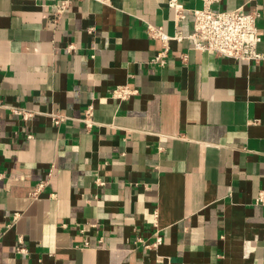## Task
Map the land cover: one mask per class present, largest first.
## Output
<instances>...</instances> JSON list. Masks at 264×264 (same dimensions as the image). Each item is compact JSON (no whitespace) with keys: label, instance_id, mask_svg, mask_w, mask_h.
<instances>
[{"label":"crops","instance_id":"crops-1","mask_svg":"<svg viewBox=\"0 0 264 264\" xmlns=\"http://www.w3.org/2000/svg\"><path fill=\"white\" fill-rule=\"evenodd\" d=\"M61 1L0 0V264H264V60L195 49L202 0L179 21L168 0H70L55 19ZM241 6L264 55V0L213 4ZM148 24L184 35L164 65Z\"/></svg>","mask_w":264,"mask_h":264},{"label":"built area","instance_id":"built-area-1","mask_svg":"<svg viewBox=\"0 0 264 264\" xmlns=\"http://www.w3.org/2000/svg\"><path fill=\"white\" fill-rule=\"evenodd\" d=\"M201 8L191 9L194 15V30L188 35L193 41L195 49L208 52L214 55L242 60L247 63L260 62L264 60V55L258 50V44L261 41L257 27V18L259 12L249 10L244 7H238L234 10H216L213 8L214 3L222 0H202ZM70 0L61 1L57 9L53 12V16L57 19L70 5ZM169 6L175 13V20L179 21L186 16L187 9L179 0H168ZM92 30V28L90 29ZM147 32L151 37L160 38L163 41L164 49L160 51L152 60L154 63L164 65L169 53V42L171 40L180 41L184 35L177 32L173 35L165 32L162 27L152 24L147 25ZM67 49H76L75 44H70ZM137 91L127 85H118L111 90L113 98L125 100L135 94ZM94 106L89 105L85 109L82 117L86 127L92 128L96 123L93 118ZM17 114L22 115L25 119L32 116V112L23 109L16 110ZM65 117L60 114H53L52 121L54 124L61 123ZM32 135H28L31 137ZM4 172L0 171V178L4 176ZM98 183L103 184L105 181L98 178ZM44 186L41 182L32 192L34 198L39 196L40 190ZM256 203L264 204V190L260 191L256 197ZM156 225V224H155ZM134 242L141 243L145 248H156L163 242V236L157 229L155 231V239L147 241L141 237L135 238ZM87 245L88 242L86 241ZM16 249L20 252H26L25 239L20 236ZM165 257L158 255L157 261L164 262Z\"/></svg>","mask_w":264,"mask_h":264}]
</instances>
